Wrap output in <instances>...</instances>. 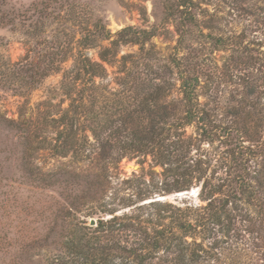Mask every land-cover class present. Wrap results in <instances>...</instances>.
<instances>
[{
    "label": "trees",
    "instance_id": "1",
    "mask_svg": "<svg viewBox=\"0 0 264 264\" xmlns=\"http://www.w3.org/2000/svg\"><path fill=\"white\" fill-rule=\"evenodd\" d=\"M11 1L0 0V26H13L19 19ZM62 2L44 0L33 9L42 15ZM211 3L165 0V20L173 22L179 34L177 54L169 62L153 58L150 52L143 55L157 36L156 29L133 27L121 30L100 51V61L91 59L86 51L93 36L111 39L97 22L93 25L96 30L86 29L76 47H53L44 66L45 61L38 58L25 63L37 86L62 63L74 60L63 74L62 103L52 105L43 121L36 122L40 127L23 120V115L11 120L0 114V129L16 134L19 140V160L28 185L37 191H59L66 208L46 237L25 230L17 237L0 233L3 264H18V254L43 239L51 241L46 248L59 245L48 264H200L214 254L215 246L208 248L206 240L223 226V218L229 220L231 231L242 212L240 204L262 212L264 159L261 167L249 165L261 147L262 118L255 119V104L252 110L246 105L226 108L228 124H217L216 113L201 102L204 95L199 91L190 37L204 27L198 9ZM214 40L218 44L224 41L221 37ZM123 45L139 46V53L119 57ZM107 66L117 68L113 83H107ZM177 86L180 97L176 99L172 96ZM255 92L251 87L248 93ZM189 128H193L192 134ZM40 129L48 135L41 137ZM222 138L228 151L220 157L225 177L213 181L207 176L211 162L203 146ZM246 142L249 147H244ZM40 152L48 153L52 165L42 162ZM125 158L143 163L150 158L154 166L162 168V184L135 175L132 180L139 181L138 191L125 194L122 185L132 182L119 175ZM194 187L199 188L205 205L154 200L156 194L169 196ZM92 219L96 220L94 226L90 225Z\"/></svg>",
    "mask_w": 264,
    "mask_h": 264
},
{
    "label": "rangeland",
    "instance_id": "2",
    "mask_svg": "<svg viewBox=\"0 0 264 264\" xmlns=\"http://www.w3.org/2000/svg\"><path fill=\"white\" fill-rule=\"evenodd\" d=\"M42 1H11L19 19L13 26H0V114L8 119L19 120L23 115V120H31L35 126L36 122L43 121L52 105L62 103L61 82L64 72L72 67L73 58L62 63L57 72L37 86L32 84L31 74L24 65L38 58L45 61L42 62L44 66L53 47L69 44L76 47L86 29L96 30L93 25L97 22L111 39L93 36L92 46L86 53L95 61H100V51L109 47L126 27L156 29L158 34L146 45L144 56L151 53L153 58L169 62L177 54L179 34L174 23L165 20V0H63L40 15L33 6ZM198 13L204 27L193 32L190 39L194 42L191 56L200 77L199 91L204 95L201 102L216 113L217 124H228L226 108H241L242 105L245 108L246 105L252 110L255 104V119L262 118L259 127L261 147L249 165L252 169L261 167L264 159V0H212L210 5L202 4ZM20 15L27 18H20ZM218 37L223 38V43L214 40ZM130 53H139V46H121L119 57ZM19 62L23 63L22 67L15 65ZM107 67L110 75L107 83H113L117 68ZM251 87L255 94L248 93ZM172 97H180L178 86ZM36 126L40 127V124L36 123ZM39 132L41 137L48 135L41 129ZM188 132L192 134L193 128ZM223 139L203 146L211 162L207 176L213 181L225 177V168L220 170V157L228 153L227 141ZM229 140L236 144V140ZM243 145L249 147L250 143ZM21 149L16 134L0 129V233L17 237L25 230L32 235L39 233L43 238L51 234L53 221L64 213L66 204L59 191H37L28 185L19 160ZM39 155L42 162L52 165L47 152ZM143 161L123 159L119 165L120 178L132 180L135 175H146L148 181L161 185L162 168L154 166L150 158ZM139 184L134 180L123 184L124 193L137 192ZM199 192V188H195L169 196L156 194L154 200L162 198V202L179 206L186 203L205 205L200 201ZM240 205L242 212H238L232 230L228 231L230 222L223 218V226L215 228L211 238L206 240L208 248L215 246L214 254L206 256L200 264H264V205L262 212L253 206ZM47 219L49 221L45 223ZM18 223L27 228L22 229ZM49 242L43 239L32 243L26 252L18 254V264H48L59 249L58 243L46 248ZM3 261L4 258H0V264Z\"/></svg>",
    "mask_w": 264,
    "mask_h": 264
},
{
    "label": "water",
    "instance_id": "3",
    "mask_svg": "<svg viewBox=\"0 0 264 264\" xmlns=\"http://www.w3.org/2000/svg\"><path fill=\"white\" fill-rule=\"evenodd\" d=\"M163 199L161 198L159 201H162ZM96 224V220L95 219H92L91 222H90V225L91 226H94Z\"/></svg>",
    "mask_w": 264,
    "mask_h": 264
}]
</instances>
